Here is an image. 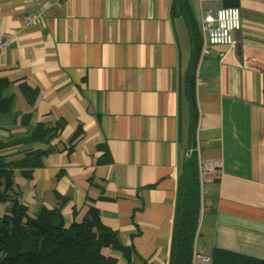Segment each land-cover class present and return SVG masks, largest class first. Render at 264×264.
I'll return each mask as SVG.
<instances>
[{"label":"crops","instance_id":"1","mask_svg":"<svg viewBox=\"0 0 264 264\" xmlns=\"http://www.w3.org/2000/svg\"><path fill=\"white\" fill-rule=\"evenodd\" d=\"M222 5L0 0V156L42 152L32 157L40 165L13 169L11 197L30 216L60 206L66 224L94 207L129 249L102 248L115 264H170L181 176L195 153L217 165L199 173L192 264H210L195 254L215 248L264 259V0H239L234 44L203 55L204 15ZM37 124L60 126L17 141Z\"/></svg>","mask_w":264,"mask_h":264},{"label":"trees","instance_id":"2","mask_svg":"<svg viewBox=\"0 0 264 264\" xmlns=\"http://www.w3.org/2000/svg\"><path fill=\"white\" fill-rule=\"evenodd\" d=\"M195 60L194 56L187 75V90L192 106L191 70ZM5 84L0 80V89ZM24 92L30 98L31 93L25 86ZM59 126L37 124L17 141L51 138L57 135ZM40 153L29 151L23 159L11 162H4L0 156V202H8L6 212L0 216V264H115L114 258L102 253L103 247L118 249L128 257L129 249L121 245L114 230L101 222L96 208L89 207L79 221L66 224L60 206H41L30 216L26 206L16 196L11 197L13 169L30 159V167L40 165V161L33 159ZM199 186L198 160L195 153H190L180 181L170 264H192L200 214ZM210 264H264V259L215 248L210 255Z\"/></svg>","mask_w":264,"mask_h":264},{"label":"built area","instance_id":"3","mask_svg":"<svg viewBox=\"0 0 264 264\" xmlns=\"http://www.w3.org/2000/svg\"><path fill=\"white\" fill-rule=\"evenodd\" d=\"M199 1H222L227 4L216 9L214 14L206 11L201 26L202 33L205 36L202 54L208 52V48L212 45H230L234 44L233 32L240 28V10L238 6L239 0H199ZM35 20L34 16L24 19V23H30ZM215 22L214 26L208 27L206 23ZM6 45V39L0 36V55L3 54ZM216 163L198 161L199 173H202L209 166H216ZM204 211V208L202 209ZM201 260L209 262L210 257L201 254H195Z\"/></svg>","mask_w":264,"mask_h":264},{"label":"water","instance_id":"4","mask_svg":"<svg viewBox=\"0 0 264 264\" xmlns=\"http://www.w3.org/2000/svg\"><path fill=\"white\" fill-rule=\"evenodd\" d=\"M188 148H189V146H188Z\"/></svg>","mask_w":264,"mask_h":264}]
</instances>
